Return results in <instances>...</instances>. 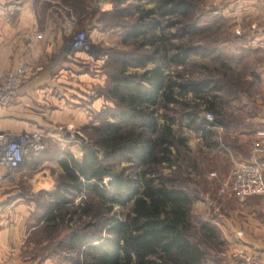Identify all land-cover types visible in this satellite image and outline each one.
I'll return each instance as SVG.
<instances>
[{
	"label": "trees",
	"instance_id": "trees-1",
	"mask_svg": "<svg viewBox=\"0 0 264 264\" xmlns=\"http://www.w3.org/2000/svg\"><path fill=\"white\" fill-rule=\"evenodd\" d=\"M137 2L151 7H138L137 22L124 34L123 43L142 34L147 38L139 29L147 27V32H152L150 44L154 49L146 56L132 51L109 52L111 58L123 55L132 59L134 67L144 70L129 73L124 63L122 68L106 72L110 87L104 94L115 105L103 109L96 116L97 123L87 127L97 136L94 144L105 151L103 158L91 147L84 149L81 158L56 145L43 151L47 155L43 159L51 158L62 171L53 189L38 193L39 220L48 229H56L63 227L61 222L67 215L71 221L74 216L87 219L78 227L70 226L69 232L51 245L53 256L60 251H76L79 256L73 264H220L210 251L225 241L220 228L211 219L194 217L193 205L198 196L189 187L193 179L187 175L188 164L184 161L189 152L187 140L174 129L178 117L165 114V121L160 123L157 111L161 105L170 110L171 106H180L186 110L191 128L207 131L217 121L202 117V106L220 117L227 101L225 92L235 96L242 91L241 80L230 74L232 66L223 53L193 44L197 36L209 30L208 25L194 18L193 1ZM174 26L178 28L176 33L165 32L166 27ZM158 29L160 33H156ZM173 39L183 42L173 44ZM193 56L213 59L218 65L213 71L202 64L209 71L203 77H173L166 72L168 65L186 67ZM152 62L154 65L147 67ZM189 95L192 105L187 101ZM115 159H124L130 165L116 170L110 163ZM163 163L171 169L170 174H164ZM77 197L81 198L79 203L75 202ZM116 207L121 209L120 214Z\"/></svg>",
	"mask_w": 264,
	"mask_h": 264
},
{
	"label": "crops",
	"instance_id": "crops-1",
	"mask_svg": "<svg viewBox=\"0 0 264 264\" xmlns=\"http://www.w3.org/2000/svg\"><path fill=\"white\" fill-rule=\"evenodd\" d=\"M224 1L229 7L240 8L253 26L259 27L252 36L255 42H264V0ZM90 5L95 2L0 0V78L20 68L25 72L19 93L7 107H0V131L40 130L47 135L48 149L55 145L66 149L68 139L61 138L66 132L60 127L73 124L79 129L90 120V112L97 114L105 107L106 99L98 91L105 83L100 66L80 55L82 52L68 55L77 26L88 28L97 44L110 39L108 32L99 30L98 23L97 27L88 26ZM262 66L255 69L264 70ZM257 75L260 78L261 73ZM260 80L264 92V74ZM254 118V125L230 133L225 153L216 152L212 165L220 180L231 184V175H224L231 174L240 163L257 160L264 164V154H254L250 148L258 129H264V113L258 112ZM38 158L33 157L14 173L0 166V264H56L49 247L67 234V228L48 229L39 220L33 194L53 189L62 170L51 158L40 162ZM228 199L227 205L213 208L217 214L214 222L225 241L230 249L237 244L264 261V195H253L243 202L230 195Z\"/></svg>",
	"mask_w": 264,
	"mask_h": 264
},
{
	"label": "rangeland",
	"instance_id": "rangeland-1",
	"mask_svg": "<svg viewBox=\"0 0 264 264\" xmlns=\"http://www.w3.org/2000/svg\"><path fill=\"white\" fill-rule=\"evenodd\" d=\"M88 1L95 2V5H90L86 12L88 26L91 28L98 26L99 30L109 33L110 39L103 41L102 44H97L93 40L95 43L93 54L82 53L80 55L87 57L93 63L100 66V70L105 76V83L103 86L98 87V91L103 94L106 99V104L103 109H109L112 108L115 103L106 96V93L104 94L106 88L110 87L109 78L106 72L112 73L113 70L122 68L124 63L128 64L129 73H141L144 70L142 68L134 67V62H131L132 59L127 60V58H124L123 55L119 56V58L118 56L111 58L109 52L132 51L143 56L150 55L152 53V50L154 49V47L150 44L152 32L148 33L147 27L139 28L142 30V33H146L147 38H143L144 35L142 34L143 36L141 35L137 39H132L127 44L123 43L124 34L129 30L131 25L137 22V17L140 12L138 7L147 9L150 8L151 5L147 3L144 4V2L139 3L137 0ZM190 1H193L196 4V8L194 9V18H199L201 25L209 26L208 31L200 36H197L193 40V44H202L214 47L217 52L220 51L223 53L224 59L232 66L230 74L240 78L242 91H238L235 96L230 94L228 91L225 92L224 97L227 101L223 104V115L220 117L213 116V119L211 120L217 122L215 125L209 127L207 131H204L203 129L191 128L188 124V119L185 116L186 110L180 106H171L170 110L165 109L161 105L158 108L157 114L160 123L165 121L163 118L165 114L178 117L176 123L174 124V129L177 135L183 136L187 140L189 152L188 154H185V152L183 153L188 155V158L184 160L185 164H188L187 175L191 176L193 179V181L190 182L189 187L191 190L193 189L196 191L194 193L198 196V199L193 205L194 217L196 219H198V217H200V219H211V221L214 222L215 218H217V214L213 213V208L227 205L229 195L231 196V199L233 198L235 201L237 200L238 202H243L233 194L231 184L220 180L219 173L214 169V165L212 164L215 162L216 152L225 153L226 143L230 140V133L233 130H236V128L254 125L257 120V118L254 117L257 113H264V92L262 88V81L260 80L261 75L264 74V70L257 71L255 69L256 66L260 65L263 67L262 65H264V42L262 40L255 42L256 39H254L252 35L257 32L259 27L257 25L253 26L254 23L247 18L248 16H246V14L244 15V12L240 11V8H232V6L229 7L224 0ZM81 8L84 10L83 7ZM105 13L106 15L104 16V19H102L103 21H99L100 17H102ZM78 16H80V13ZM96 17L98 22H95ZM75 23L76 22L74 21V24ZM96 23H98L97 26ZM165 25L166 22L163 23V26ZM78 31H86L89 34L88 28H85L84 26H77V28L74 29V32ZM177 31L178 28L175 26L166 27L165 30L167 34H173ZM156 33H160V29H158ZM187 40L189 41L188 38L184 41L188 42ZM250 41H253L254 43L250 44ZM182 42V40L173 39L171 43L179 44ZM172 52L173 51L169 52V54ZM205 63L209 65V68L213 71V68L218 65V61L213 59H202L199 56H193L191 62L186 67L168 65L165 67V70L173 77H179V75L203 77L209 74L207 73L209 71H205L202 65ZM153 65V62L148 63L147 67H151ZM257 74L260 75V78ZM258 97H260V99ZM258 99L259 101H257ZM191 100L192 96L189 95L187 101H190L192 105L193 101ZM102 110L97 112V114L93 111L90 112V120L86 124L79 127V129L73 127L72 130H65L66 133L62 135L61 138L68 139V143L64 142L66 144L65 147H68L66 149L71 151L77 158L82 157L84 149L87 147L94 149L101 158L105 156V151L100 146L94 144L97 141L96 134L93 133L90 127L87 128L91 125V123H97L95 120L96 116H99ZM242 111L243 113H241ZM208 113L209 111L206 110V105H203L200 115L207 118ZM180 115L182 116V119H179ZM258 130H263V128H259ZM253 140L254 138H252L250 142V148ZM46 156L47 155L44 152L40 154L38 158L39 162ZM180 159L182 160L181 157ZM181 162H183V160ZM26 163H28V161H26L22 166L24 167ZM110 163H112L114 169L116 170H121L129 167L130 165L124 159L110 160ZM22 166L20 167L21 169L23 168ZM161 167L164 174L171 173V169L166 168V163H163ZM213 173H215V176H213ZM230 175L231 174L228 172L224 175V177L227 178ZM108 179L109 178H106L105 181L107 182ZM38 193L33 194L35 201L38 200ZM28 195L32 196V193H28ZM26 200L32 199L26 198ZM75 200L76 203H79L81 198L77 197ZM198 207H209L210 210H199ZM71 210L72 209H69V212H71ZM116 211L118 214L121 213V209L118 207H116ZM69 217L70 216L67 215L66 219L61 222L63 224V228H67L66 226H68V232L70 226L75 228L87 222V219L84 217L80 219L78 216H74L72 221L69 220ZM193 234L197 239H200L197 231H193ZM49 249L51 253L52 246H50ZM49 249L47 248L48 252ZM44 250L46 251V249ZM229 250V244L224 241L222 245L215 246V248L213 247L210 251H212L213 254L211 255L214 259L220 260V264H232L225 255ZM216 255H218V257ZM78 256L79 255L76 251H60L55 255V263L73 264V259ZM26 258L28 259L29 257ZM208 264L215 263L210 262Z\"/></svg>",
	"mask_w": 264,
	"mask_h": 264
},
{
	"label": "built area",
	"instance_id": "built-area-1",
	"mask_svg": "<svg viewBox=\"0 0 264 264\" xmlns=\"http://www.w3.org/2000/svg\"><path fill=\"white\" fill-rule=\"evenodd\" d=\"M42 34L38 35L41 38ZM94 41L86 31L72 34L68 47L69 55L82 52L93 54ZM25 72L22 68L6 73L0 78V107H7L19 93L24 83ZM207 119H213L209 112ZM72 124L60 127L61 130H72ZM66 128V129H65ZM47 135L43 131L10 132L0 131V166L17 171L26 160L46 150ZM254 154H264V129L258 130L251 144ZM215 176V173H213ZM106 182V181H105ZM231 190L240 200L246 201L257 194L264 195V164L257 160L238 164L231 172ZM242 231L238 235L242 236ZM232 264H264L255 254L248 253L239 245H234L225 254Z\"/></svg>",
	"mask_w": 264,
	"mask_h": 264
}]
</instances>
